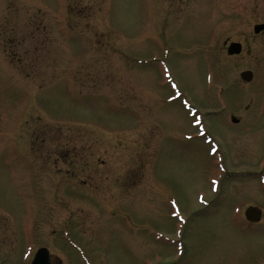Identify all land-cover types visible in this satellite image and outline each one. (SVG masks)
Returning <instances> with one entry per match:
<instances>
[{
	"label": "rangeland",
	"instance_id": "374dc122",
	"mask_svg": "<svg viewBox=\"0 0 264 264\" xmlns=\"http://www.w3.org/2000/svg\"><path fill=\"white\" fill-rule=\"evenodd\" d=\"M249 32L250 0H0V264H264Z\"/></svg>",
	"mask_w": 264,
	"mask_h": 264
},
{
	"label": "flooded vegetation",
	"instance_id": "af4514ba",
	"mask_svg": "<svg viewBox=\"0 0 264 264\" xmlns=\"http://www.w3.org/2000/svg\"><path fill=\"white\" fill-rule=\"evenodd\" d=\"M262 13H263V19L255 22V15H254L255 14V0H250V32L248 34L249 38L247 37V39H246L248 48L244 50L242 42H236V41H233V40H225L223 42L222 47H221V53L225 57L230 58V59L236 58V57H239L245 51L247 53L248 62H250V56L254 53V49H255V48L252 47L251 41L254 40L255 37H258V36H262L263 37L264 36V28L259 33H255V27L257 25H263L264 26V7H263V12ZM234 43H238V44L241 45V49H240V53L239 54H232L229 51L231 45L234 44ZM263 49H264V47H263ZM245 71L252 72V70H250V66H249L247 69L242 70L240 72V74H239L240 78H241V74L243 72H245ZM253 77H254V74L252 72V79H253ZM241 80H242V78H241ZM249 82H251V81H249ZM232 119L233 120L235 119L234 116H232Z\"/></svg>",
	"mask_w": 264,
	"mask_h": 264
},
{
	"label": "water",
	"instance_id": "95a60500",
	"mask_svg": "<svg viewBox=\"0 0 264 264\" xmlns=\"http://www.w3.org/2000/svg\"><path fill=\"white\" fill-rule=\"evenodd\" d=\"M264 28L263 25H258L255 27V33H259ZM241 49L240 44H232L230 47V53L239 54ZM241 77L245 81H251L252 73L251 72H243ZM245 217L250 222H258L261 219V211L255 207H249L245 210ZM31 264H51L50 255L46 248H40L32 261Z\"/></svg>",
	"mask_w": 264,
	"mask_h": 264
}]
</instances>
